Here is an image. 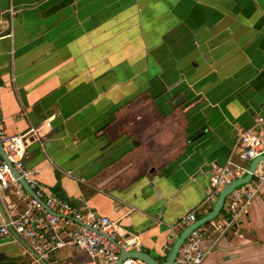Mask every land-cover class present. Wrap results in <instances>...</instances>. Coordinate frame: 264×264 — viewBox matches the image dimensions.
Wrapping results in <instances>:
<instances>
[{
  "label": "crops",
  "instance_id": "1",
  "mask_svg": "<svg viewBox=\"0 0 264 264\" xmlns=\"http://www.w3.org/2000/svg\"><path fill=\"white\" fill-rule=\"evenodd\" d=\"M156 78L167 89L153 96ZM0 83L7 132L37 130L25 165L39 183L163 262L264 118V0H0ZM202 246L204 264H264V192ZM56 258L90 264L74 247ZM0 264L37 261L0 234Z\"/></svg>",
  "mask_w": 264,
  "mask_h": 264
},
{
  "label": "built area",
  "instance_id": "2",
  "mask_svg": "<svg viewBox=\"0 0 264 264\" xmlns=\"http://www.w3.org/2000/svg\"><path fill=\"white\" fill-rule=\"evenodd\" d=\"M1 89L0 83V93ZM36 132V128L32 127L23 134H9L0 99V143L3 152L42 200L24 188L0 153V234L25 242L37 264H60L56 254L66 247L86 253L90 257V264H115L121 250H143L140 236L136 233L122 234L117 220L96 215L84 206L73 205L39 183L35 171L25 165L27 146L37 136ZM263 155L264 118L258 117L252 126L240 131L226 163L218 165L211 173V189L206 201L213 203L208 211L224 186L242 178L249 171L252 160ZM262 192L264 159L260 160L252 177L224 199L223 207L215 218L191 231L173 264H204L207 252L202 243L208 232L223 233L228 230L242 218L252 200ZM198 219L197 212L189 209L181 216L179 225L185 228ZM121 264L147 263L136 257H128Z\"/></svg>",
  "mask_w": 264,
  "mask_h": 264
},
{
  "label": "water",
  "instance_id": "3",
  "mask_svg": "<svg viewBox=\"0 0 264 264\" xmlns=\"http://www.w3.org/2000/svg\"><path fill=\"white\" fill-rule=\"evenodd\" d=\"M152 84H153V90H151L150 93L153 96H157L162 91H165L167 89V87L163 84V82H162V80L160 78L154 79L152 81ZM0 153L7 160V158H6V156H5L4 152H3V147H2L1 143H0ZM262 159H264V155L254 158L252 160V162L250 163L249 171L242 178H238V179L230 182L226 186H224V188L221 190V192H220V194H219L214 206L212 207V209L207 214H205L204 216L200 217L198 220H196L195 222L191 223L186 228H184V230H182V232L180 233L178 238L175 240L173 245L168 247L165 250V252L167 254L166 260H164L163 262H158L150 253H148L146 251H143V250H141V251H136V250L124 251V250H121L119 258L115 262V264H121L123 262V260H125L128 257L139 258V259L143 260L144 262H146L147 264H173L175 259H176V257H177V255H178V253H179V250H180L182 244L184 243L186 238L189 236L191 231L195 227H197L198 225L205 224V223L209 222L210 220H212L213 218H215L216 215H218V213L221 211V209L223 207L224 199L236 187L242 185L244 182H246L247 180H249L252 177L253 172L255 171L256 167L258 166L260 160H262ZM7 162L10 165V167L12 168V171L14 172V174L18 177L19 181L24 186V188L28 192H30L34 197L38 198V196L36 195L34 190L30 187V185L24 180V178H22L20 176V174L17 172V170L13 167L12 163H10L8 160H7ZM38 199L40 201H42L41 198H38Z\"/></svg>",
  "mask_w": 264,
  "mask_h": 264
}]
</instances>
